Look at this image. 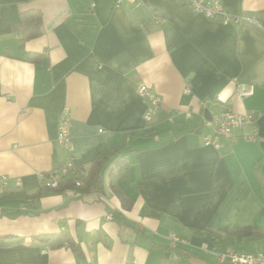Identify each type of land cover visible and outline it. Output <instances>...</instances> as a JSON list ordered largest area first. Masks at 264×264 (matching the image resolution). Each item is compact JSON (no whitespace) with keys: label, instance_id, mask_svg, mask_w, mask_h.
I'll return each instance as SVG.
<instances>
[{"label":"crops","instance_id":"1","mask_svg":"<svg viewBox=\"0 0 264 264\" xmlns=\"http://www.w3.org/2000/svg\"><path fill=\"white\" fill-rule=\"evenodd\" d=\"M215 1L224 13L207 17L186 0H0V264L264 254V0ZM31 10L40 32L21 44ZM139 83L159 100L150 118ZM227 107L256 119L204 145ZM101 152L99 192L46 186L67 160L88 169ZM119 155L126 207L110 186ZM60 231L80 253L33 239Z\"/></svg>","mask_w":264,"mask_h":264},{"label":"built area","instance_id":"2","mask_svg":"<svg viewBox=\"0 0 264 264\" xmlns=\"http://www.w3.org/2000/svg\"><path fill=\"white\" fill-rule=\"evenodd\" d=\"M195 12L201 13L207 17L214 14H223V8L217 1L205 0H186ZM136 92L146 102L145 117L150 116L159 108V100L157 96L143 83L136 86ZM242 95L251 93V87L241 89ZM256 114L253 111L244 113H236L230 107H227L223 113L213 120V132L204 136L203 144L219 148L221 146V138L229 137L232 135L233 130L241 128L245 124H251L255 121ZM69 112L64 109L59 114L58 118V133L57 141L64 148H69ZM254 139V136L252 137ZM75 168L71 159L67 160L60 169L51 172L47 176L46 186L49 188H56L59 181L68 176L70 171ZM78 184V183H77ZM175 242L176 238L172 237ZM219 262H230L233 264H264V254L262 253H237V252H224L218 255Z\"/></svg>","mask_w":264,"mask_h":264},{"label":"trees","instance_id":"3","mask_svg":"<svg viewBox=\"0 0 264 264\" xmlns=\"http://www.w3.org/2000/svg\"><path fill=\"white\" fill-rule=\"evenodd\" d=\"M41 16L37 10H31L22 14V24L18 27L21 33L20 43L23 44L27 39L37 36L40 32ZM111 160L108 155L101 152L94 160L90 162L88 169H84L82 165L75 166L68 176L62 178L58 186L55 188L57 191L72 190L81 194L90 192H99L103 185V174L107 168V163ZM127 158L125 155H119L115 158V162L110 169V186L116 195L120 198L123 206H128L125 194L119 189L115 180L117 176L121 175V171L127 166ZM60 169V168H58ZM57 169V170H58ZM53 172V171H52ZM78 183V184H77ZM33 239L42 241L44 244L51 248L61 247L64 244L68 245L75 253H80L77 242L66 231L58 233H49L39 236H34ZM172 248V247H170Z\"/></svg>","mask_w":264,"mask_h":264}]
</instances>
